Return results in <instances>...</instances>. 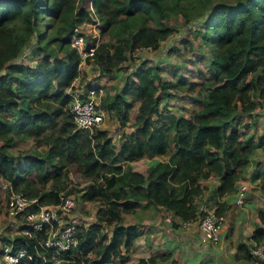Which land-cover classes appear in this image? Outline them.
Segmentation results:
<instances>
[{"label":"trees","instance_id":"1","mask_svg":"<svg viewBox=\"0 0 264 264\" xmlns=\"http://www.w3.org/2000/svg\"><path fill=\"white\" fill-rule=\"evenodd\" d=\"M179 16L186 27L199 21L198 29L189 31L210 53L208 77L203 82L164 79L158 63L142 60L101 101L121 129L132 130L122 131L115 142L101 126L77 128L68 92L80 76L73 35H84L87 48L95 46L88 59L97 68L95 75L117 80L136 51L160 48L174 32L170 20ZM78 26L86 32H77ZM184 43L193 50L191 42ZM26 55L34 64L24 61ZM181 87L198 110L168 107L172 89ZM260 108L264 0H0V183L8 181L46 205L59 202L60 193L69 192L70 174L78 173L89 181L77 189L80 199L100 202L96 221L79 225L77 246L60 255L24 234L21 225L22 231L7 239L14 250H27L17 264L114 261L122 257L121 246L130 249L141 234L138 225L123 224L122 214L142 202L169 210L181 221L196 219L202 204L232 195L246 181L259 147L249 129ZM19 135L32 137L38 149L14 155L11 148ZM146 155L162 158L141 171L132 163ZM259 168L257 161L250 178L261 180L264 197V170ZM209 180L217 186L210 188ZM215 209L224 214L225 203ZM258 218L252 232L257 242L264 241V206ZM104 225L111 227L110 234ZM238 247L251 258L248 244ZM156 262L151 256L131 264Z\"/></svg>","mask_w":264,"mask_h":264},{"label":"rangeland","instance_id":"2","mask_svg":"<svg viewBox=\"0 0 264 264\" xmlns=\"http://www.w3.org/2000/svg\"><path fill=\"white\" fill-rule=\"evenodd\" d=\"M170 24L174 27V32L166 39L164 42H162L159 49L152 50L149 48H142L138 51H136L134 55V62L129 64V68L127 70H124L121 72V76L115 80V79H109L107 77L103 78L101 75H98L97 78L85 79V78H79L78 82L79 85H84L87 83L94 82L91 84H96L95 81L97 79L101 81L98 84H102L101 86L104 88L105 96L107 95V92L109 89H111L112 86L120 85L124 81V77L133 70L135 65H138L141 63L142 60H149L150 63H158L161 66V74L164 79H170V80H184V81H191V80H199L204 81L208 75V67L210 64V53L208 52V49L206 47H201L200 44L201 41L199 37H196L192 32V30L198 29L199 27V21L194 22L192 24H189L187 27L185 26L184 18L179 16L175 17L170 20ZM88 26V25H87ZM80 31H85L83 26H78ZM93 27L96 28L97 25L93 24ZM192 28V30H190ZM190 30V31H189ZM184 40H187L191 42L193 50L189 47V45H186L184 43ZM26 63L34 64V61L32 57H29L26 55V57L23 58ZM92 63L93 61H87L88 63ZM92 67L95 66V64H89ZM83 65V70L84 71ZM96 72L97 68L95 69ZM97 74V73H94ZM175 93V95L171 96L167 100L168 107L171 110H174L176 112H183V113H192L196 110H198V105L194 103L191 99H189L187 96H182V94L186 91H183V87L181 88H174L172 89ZM137 111V103L134 105V109L131 110L130 116H134V114ZM257 121L256 125H252V127L249 129V132L253 133V136L256 140H259L263 143L262 150L259 148L257 149L258 152L261 151V153H257L254 156H258L254 161H251L249 166L247 167V173H250L255 170L256 163L261 162V168L264 170V109L260 108L257 111ZM106 118L103 124L101 125L102 128H106L109 130L110 135L114 138L115 142H118L119 136L122 131L128 132L132 130L131 126L120 128L117 117L114 114L109 113L106 110ZM249 120V118H247ZM38 149V147L35 146V143L33 141L32 137H25V136H17L16 137V144L11 148V151L14 155L18 154H26V153H32L35 149ZM43 149V148H41ZM253 156V157H254ZM154 159L152 155H146L143 157L142 161H138L139 163H134V166L139 169H144L147 165V161ZM162 158V157H159ZM125 167L127 165L125 164ZM260 170V171H261ZM143 171V170H141ZM256 182V181H255ZM89 183L88 180L84 179L80 174L78 173H71L70 174V180H68V187L69 194L72 195L76 200V207L74 210V216L77 218L78 222L82 225H87L90 222L96 221V212L99 208L100 202L98 201H83L80 199L81 192H79L78 188H83ZM254 183V182H253ZM260 183H258L257 189H253L256 191V194L258 198L263 197V193L260 188ZM250 189V188H249ZM252 190V188L250 189ZM262 196V197H261ZM264 198V197H263ZM262 200V199H261ZM263 201V200H262ZM7 194L2 193L0 194V264H2L1 260V249L4 246V243L2 242L5 240L4 238H12L14 234H16V228L15 222L13 219H11L7 214ZM130 214L129 212H126ZM133 214V212H132ZM127 214H125V217ZM198 218V217H197ZM23 220V219H22ZM195 220V219H194ZM125 218L122 219V222L125 223ZM226 222V221H225ZM103 230L107 233H111V227L110 226H103ZM137 246L135 248L137 249V256H141V253L146 250L147 246L149 245V242L146 241V238L144 234L142 236H139V238L136 239ZM141 249V252H140ZM132 250L128 252L127 257L123 260H120L119 258L115 261L108 262L106 264H131L133 261H136L137 258H133L131 256ZM145 253V252H144ZM143 254V253H142Z\"/></svg>","mask_w":264,"mask_h":264},{"label":"crops","instance_id":"3","mask_svg":"<svg viewBox=\"0 0 264 264\" xmlns=\"http://www.w3.org/2000/svg\"><path fill=\"white\" fill-rule=\"evenodd\" d=\"M89 64H94V62L88 64L86 62L83 64L86 65L84 66V71L81 70L83 69V65L80 66L79 78L90 79L92 76L93 78H97V75L94 74L97 73L95 70L96 66L92 67ZM102 77L114 79L109 76ZM100 82L101 81L98 79L95 81L96 84ZM91 83L94 82L90 80V83L87 84L90 85ZM256 144L259 145L258 149H261L263 146V143L259 140H256ZM258 153H261V151ZM257 157L258 156H254V159ZM153 158L159 159L158 156H154ZM142 159L143 158L134 162L139 163L138 161H142ZM154 159L151 157V159L147 161V166L144 169H137L145 171ZM132 164L134 165V163ZM251 174L252 172L247 173L246 181L251 183L250 189L252 188V190L249 189L247 191L246 199L243 204L235 203V193H233L232 195H226L220 199H212L210 202H206L200 206L210 205L217 208L223 204V202L225 203L224 214L226 216V222L222 227L220 239L217 243L205 241L196 223L190 226H184L182 223L183 221L175 217L171 211L157 209L152 205L146 204V202H142V205L138 206L133 214L132 212H129L130 214L123 213V219L125 218L126 220L123 224L138 225L141 230L140 236L144 234L146 241L149 242L146 250L142 252L143 254L141 253V256H137L136 253L138 251L135 248V246H137V244L135 245V239V242L130 248L132 250L131 256L133 255V258H137L136 261L140 258L156 256V264H252L250 259L245 256L244 249L238 247L240 243H246L251 246L253 241L252 232L259 223L258 210L264 206V198L261 196L262 201L258 198L256 191L253 190L261 180H256V182L251 180ZM208 184L210 188L213 189L218 183L215 180H209ZM2 193L5 192L1 190V194ZM125 214H127L126 216L128 217H125ZM10 218L17 222L15 224V228L17 229L16 233L21 232L20 226L24 224L22 218ZM75 220L78 222L77 218H75ZM80 225L82 224L80 223ZM4 239L5 240L2 241L4 243L3 247L9 246L13 248L12 243L7 241V239L10 238L6 237ZM130 249L127 250L122 245V257L120 256L118 258L124 260Z\"/></svg>","mask_w":264,"mask_h":264},{"label":"built area","instance_id":"4","mask_svg":"<svg viewBox=\"0 0 264 264\" xmlns=\"http://www.w3.org/2000/svg\"><path fill=\"white\" fill-rule=\"evenodd\" d=\"M79 32V27L75 28ZM72 44L80 54V66L85 64L95 51V46L87 48L84 35L76 33L72 37ZM79 77L68 89L71 97L70 112L77 128L93 130L103 124L106 110L101 105L105 95L104 88L99 84L79 85ZM251 183L245 181L239 184L235 192V203L243 204ZM0 189L7 194V214L17 218L19 215L26 226L23 233L35 237L41 246L52 248L57 255L68 252L78 244V226L74 210L75 198L67 192L60 193L57 203L39 205L36 200L29 198L22 191L15 190L8 181L0 183ZM202 214L195 220L183 221L184 226L196 223L205 241L217 243L220 239L222 227L225 224V214L218 213L215 207L203 205ZM250 261L252 264H264V241L253 240L250 246ZM27 256L23 247L5 246L1 250L2 264H17Z\"/></svg>","mask_w":264,"mask_h":264}]
</instances>
